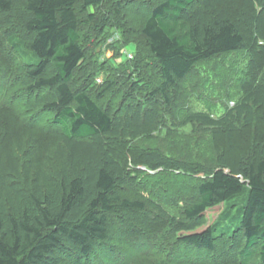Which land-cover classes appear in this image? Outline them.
I'll return each mask as SVG.
<instances>
[{
    "label": "trees",
    "instance_id": "trees-1",
    "mask_svg": "<svg viewBox=\"0 0 264 264\" xmlns=\"http://www.w3.org/2000/svg\"><path fill=\"white\" fill-rule=\"evenodd\" d=\"M104 1L0 0L1 57L9 68L18 65L16 80L26 95L21 108L51 117L47 126H19L17 113L9 112V133L0 134V264H82L110 240L113 214L150 211L175 235L194 231L205 212L220 205L218 222L180 238L182 245L219 262L264 264V140L230 171L222 159L205 166L197 158L141 150L136 160L150 171L203 176L177 219L125 193V165L112 151L161 129L158 99L172 107L195 66L242 50L249 58L240 103L217 120L197 115L188 123L212 132L255 124L264 111V0H159L140 28L157 82L144 101L121 112L99 104L113 85L95 94L83 76L89 58L77 8Z\"/></svg>",
    "mask_w": 264,
    "mask_h": 264
},
{
    "label": "rangeland",
    "instance_id": "rangeland-1",
    "mask_svg": "<svg viewBox=\"0 0 264 264\" xmlns=\"http://www.w3.org/2000/svg\"><path fill=\"white\" fill-rule=\"evenodd\" d=\"M158 1L105 0L99 7L85 11L77 8L84 23L80 32L86 40L83 45L89 58L88 70L83 76L89 75L86 82H92L95 94L105 86L113 85L99 104L110 105L115 112H121L125 104L144 101L157 82V64L148 53L140 28ZM89 16L93 20H89ZM1 50L0 134L6 137L9 133V121H6L10 117L9 112L17 113L14 122L19 126L22 121L31 125L34 122L49 125V115L21 108L26 95L16 80L18 65L15 63L9 68L1 57ZM248 58L249 52L242 50L198 64L180 84L172 107L163 106L158 99L162 112V125L158 132L126 142L124 149L121 144L112 146V151L123 160L128 175L126 194L140 196L159 205L170 216L181 218V211L195 200V187L203 176H190L174 170L150 171L136 160L141 150H158L183 160L197 158L205 166L215 165L222 159L227 166L226 171L254 156L255 143L264 140V111L256 113L255 124L238 127L233 132H212L207 127L188 123V118L197 115L217 120L240 103L242 94L238 85L244 77ZM21 134L26 149V130H21ZM224 209L220 205L207 210L201 225L194 231L175 235L150 211L113 214L110 240L96 246L82 264H235L216 261L217 255L197 251L180 242L184 236L213 227ZM62 264L68 263L63 261Z\"/></svg>",
    "mask_w": 264,
    "mask_h": 264
}]
</instances>
